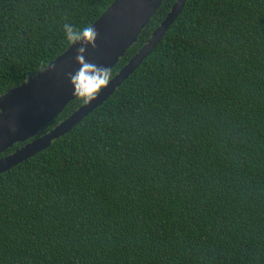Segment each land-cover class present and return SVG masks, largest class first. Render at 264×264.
Returning <instances> with one entry per match:
<instances>
[{
    "label": "trees",
    "instance_id": "trees-1",
    "mask_svg": "<svg viewBox=\"0 0 264 264\" xmlns=\"http://www.w3.org/2000/svg\"><path fill=\"white\" fill-rule=\"evenodd\" d=\"M113 1L0 0V95ZM0 264H264V0H187L101 105L0 173Z\"/></svg>",
    "mask_w": 264,
    "mask_h": 264
},
{
    "label": "water",
    "instance_id": "water-1",
    "mask_svg": "<svg viewBox=\"0 0 264 264\" xmlns=\"http://www.w3.org/2000/svg\"><path fill=\"white\" fill-rule=\"evenodd\" d=\"M187 0H176L147 42L109 79L97 97L82 103L48 132L35 137L42 127L59 116L73 95L70 75L79 67L80 43L70 44L37 73L0 95V154L18 142H25L0 157V173L47 148L53 140L69 132L101 105L157 46ZM163 0H114L90 25L97 37L95 47L85 46L84 59L110 71L138 39Z\"/></svg>",
    "mask_w": 264,
    "mask_h": 264
},
{
    "label": "clouds",
    "instance_id": "clouds-1",
    "mask_svg": "<svg viewBox=\"0 0 264 264\" xmlns=\"http://www.w3.org/2000/svg\"><path fill=\"white\" fill-rule=\"evenodd\" d=\"M65 39L70 44L80 43L76 60L80 67L70 75V82L73 86V95L82 99L84 104L94 100L98 93L109 82V72L107 68L98 67L87 62L83 53L85 46L92 45L95 47L97 33L92 26L82 29H75L71 24L65 23L63 26Z\"/></svg>",
    "mask_w": 264,
    "mask_h": 264
},
{
    "label": "flooded vegetation",
    "instance_id": "flooded-vegetation-1",
    "mask_svg": "<svg viewBox=\"0 0 264 264\" xmlns=\"http://www.w3.org/2000/svg\"><path fill=\"white\" fill-rule=\"evenodd\" d=\"M26 142V141H25ZM3 156V155H2Z\"/></svg>",
    "mask_w": 264,
    "mask_h": 264
}]
</instances>
